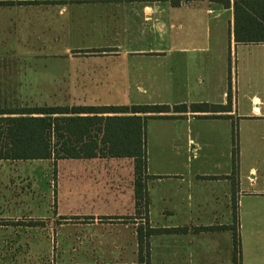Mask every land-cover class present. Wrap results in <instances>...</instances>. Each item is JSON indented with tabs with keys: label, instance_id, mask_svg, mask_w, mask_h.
Here are the masks:
<instances>
[{
	"label": "crops",
	"instance_id": "crops-1",
	"mask_svg": "<svg viewBox=\"0 0 264 264\" xmlns=\"http://www.w3.org/2000/svg\"><path fill=\"white\" fill-rule=\"evenodd\" d=\"M236 1L240 0L132 1L125 37L134 43L154 39L155 45L80 54L85 63L77 86L85 96L102 97L100 88L108 86L132 95L159 96V105L170 107L231 105L228 112L188 109L159 117L139 115L149 117L142 181L146 201L137 197L136 163L131 158L0 163L52 162L59 198L64 191L67 198L89 207L74 216L96 223L99 246L134 248V264L139 263L141 227L165 230L149 238L150 264H234L235 232L241 264H264V44L236 42ZM0 2L10 4L0 6L4 102L7 77L13 88L17 86L13 40H26L25 47L31 48V42L51 33L52 26L49 16L34 13L49 8V0ZM116 61L128 65L123 68ZM83 102L107 103L101 98ZM105 106L109 105L94 107ZM69 214L60 208L58 216L66 219ZM10 228L0 226V246H5Z\"/></svg>",
	"mask_w": 264,
	"mask_h": 264
},
{
	"label": "rangeland",
	"instance_id": "rangeland-1",
	"mask_svg": "<svg viewBox=\"0 0 264 264\" xmlns=\"http://www.w3.org/2000/svg\"><path fill=\"white\" fill-rule=\"evenodd\" d=\"M132 1L136 0L93 1L95 3L49 0V8L34 12L49 16L52 32L45 36L39 34L41 37L31 42V48L25 47L26 40H13L12 51L18 52L11 56L18 65L17 86L10 85L8 76L4 105L10 109L128 106L130 103L159 105L163 99L159 96L132 95L123 93L120 87L103 86L100 88L102 97H89L80 93L77 86L80 68L85 63L80 54L101 53L99 49L115 46L147 48L155 45L154 39L134 43L125 37L123 30L128 27L126 20L133 9ZM105 62L100 61L102 65ZM115 63L123 68L128 65L125 61ZM112 68L109 67L111 72ZM109 91H113L112 95H105ZM99 98L107 103L83 102ZM55 169L52 162L0 163V226H11L5 246H0V264H134L136 261L131 260L134 248L99 246L96 223L75 217L89 207L78 199L67 198L64 191L63 199L59 198ZM60 208L71 214L65 216L66 219L64 215L58 216ZM30 225L38 229L26 228Z\"/></svg>",
	"mask_w": 264,
	"mask_h": 264
},
{
	"label": "trees",
	"instance_id": "trees-1",
	"mask_svg": "<svg viewBox=\"0 0 264 264\" xmlns=\"http://www.w3.org/2000/svg\"><path fill=\"white\" fill-rule=\"evenodd\" d=\"M1 5L10 4L0 2ZM235 40L240 44H264V0L235 2ZM1 66L0 61V161L131 158L136 163V193L141 201L147 199L142 181L147 167L145 127L149 117L139 115L159 117L188 109L196 113L231 109V105L208 104L10 109L3 102ZM237 156L235 149V163ZM163 232L165 230L139 228L138 264H150L149 238ZM233 263L241 264V242L237 232L234 233Z\"/></svg>",
	"mask_w": 264,
	"mask_h": 264
}]
</instances>
